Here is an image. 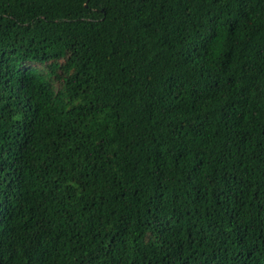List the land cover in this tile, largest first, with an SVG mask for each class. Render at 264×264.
I'll list each match as a JSON object with an SVG mask.
<instances>
[{"label": "trees", "instance_id": "1", "mask_svg": "<svg viewBox=\"0 0 264 264\" xmlns=\"http://www.w3.org/2000/svg\"><path fill=\"white\" fill-rule=\"evenodd\" d=\"M0 264H264V0H0Z\"/></svg>", "mask_w": 264, "mask_h": 264}]
</instances>
